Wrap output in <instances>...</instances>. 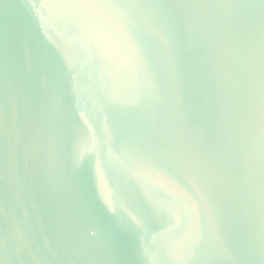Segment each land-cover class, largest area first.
<instances>
[{"label": "water", "instance_id": "1", "mask_svg": "<svg viewBox=\"0 0 264 264\" xmlns=\"http://www.w3.org/2000/svg\"><path fill=\"white\" fill-rule=\"evenodd\" d=\"M0 264H264V0H0Z\"/></svg>", "mask_w": 264, "mask_h": 264}]
</instances>
